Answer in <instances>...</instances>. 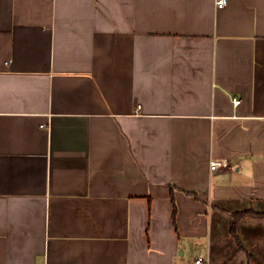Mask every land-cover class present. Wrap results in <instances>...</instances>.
Here are the masks:
<instances>
[{
    "label": "crops",
    "instance_id": "1",
    "mask_svg": "<svg viewBox=\"0 0 264 264\" xmlns=\"http://www.w3.org/2000/svg\"><path fill=\"white\" fill-rule=\"evenodd\" d=\"M245 210L264 0H0V264H264Z\"/></svg>",
    "mask_w": 264,
    "mask_h": 264
},
{
    "label": "built area",
    "instance_id": "2",
    "mask_svg": "<svg viewBox=\"0 0 264 264\" xmlns=\"http://www.w3.org/2000/svg\"><path fill=\"white\" fill-rule=\"evenodd\" d=\"M227 4V0H216V5L218 7H224ZM240 102L239 99H237L235 101V103ZM229 161L227 160H212L211 161V168L214 169H218L220 167H226L229 166ZM195 264H210L209 260H207L206 258H204L203 256H199L195 259Z\"/></svg>",
    "mask_w": 264,
    "mask_h": 264
},
{
    "label": "trees",
    "instance_id": "3",
    "mask_svg": "<svg viewBox=\"0 0 264 264\" xmlns=\"http://www.w3.org/2000/svg\"><path fill=\"white\" fill-rule=\"evenodd\" d=\"M247 215L264 216V213L255 212L254 210L237 211V212L233 213L234 222H233V226H232V234L238 240V244L240 247H243V245H242V243L239 240L238 235H237V224L241 218H243Z\"/></svg>",
    "mask_w": 264,
    "mask_h": 264
}]
</instances>
